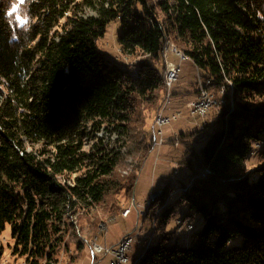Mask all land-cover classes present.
<instances>
[{"label":"trees","instance_id":"trees-1","mask_svg":"<svg viewBox=\"0 0 264 264\" xmlns=\"http://www.w3.org/2000/svg\"><path fill=\"white\" fill-rule=\"evenodd\" d=\"M115 21L136 75L98 48ZM172 38L217 105L199 153L179 138L193 152L188 184L172 204L171 185L149 202L159 237L136 264H264V0H0V244L10 228L23 264H58L71 246L77 260L81 221L134 192L167 103ZM183 206L184 221L203 220L187 246L168 230Z\"/></svg>","mask_w":264,"mask_h":264},{"label":"rangeland","instance_id":"rangeland-1","mask_svg":"<svg viewBox=\"0 0 264 264\" xmlns=\"http://www.w3.org/2000/svg\"><path fill=\"white\" fill-rule=\"evenodd\" d=\"M122 34L121 22H112L107 27L104 38L98 41V48L103 56L112 64L136 75L135 61L127 58L121 51L119 38ZM168 47H170L169 51L176 47L177 51L189 58V61L181 64L179 80L171 90L172 99L164 111L165 117L178 114L179 120L164 128L166 144L164 146L155 144L141 170L137 173L134 192L128 195L126 189L119 195L107 197L104 205L99 206L93 212V217L90 219L91 225L88 224L87 219L81 221L82 236L86 240V247L82 255L76 260L73 258L76 253L75 246L69 247L70 250L68 251L66 248H63L58 255V264H110L111 257L98 256L97 260H94L92 242L97 238V244L107 245L109 248H112L130 235L134 237V243L132 251L129 253V264H136V261L145 254L147 248L155 243L159 237L154 234L156 221L152 217L145 219L149 202L155 200L156 195H158L156 192L171 185L177 191L172 197V204L181 194L180 188L188 184L189 172L186 170L184 161L188 155L192 156L193 152L187 153L188 146L186 142L179 141L180 146L175 147L173 140L176 136L182 139L183 134L191 136L188 142L190 149L196 153L201 151L204 143L202 139H198V135L202 136V133H197L203 129L207 117L202 118L192 115L189 105L196 99L195 97L198 95L195 96V92L201 89L202 83H205V81L201 78L203 75L198 71L193 61L185 52L177 47L173 38L168 40L166 49ZM150 125V130H152L154 126L153 124ZM260 149L261 147L257 146L256 152L257 150L258 152L252 154V159L248 162L251 170L257 165H263ZM129 163L132 164V161H129ZM129 163H127V166L123 165L118 170L121 177L127 178L132 174ZM127 208L131 209V216L125 219L122 213ZM160 211H158L157 215H159ZM187 214V206H183L168 226L169 232L176 233L179 244L185 246L189 244L191 236L200 230L203 223L201 215H196L190 220L184 221ZM74 221L77 223L76 218ZM178 221H182V225H179ZM102 223L109 224L106 237L100 231ZM190 225L194 227L193 231L188 230ZM14 244L15 241L12 238L11 229L8 228L3 237H1L0 247L3 248L4 255L0 264H23V261L14 257L12 253Z\"/></svg>","mask_w":264,"mask_h":264},{"label":"built area","instance_id":"built-area-1","mask_svg":"<svg viewBox=\"0 0 264 264\" xmlns=\"http://www.w3.org/2000/svg\"><path fill=\"white\" fill-rule=\"evenodd\" d=\"M169 50L170 49L167 48L166 56H167V64L169 65L167 74L170 77V97L166 103V106L172 99L171 90L179 80V75L181 73V64L184 63V58L183 60H173V52H177V51L175 50L169 51ZM206 94H210V92H205L204 86H201L198 96L189 105V109L192 115L200 116L204 118L203 115H201V107H208L210 110H212L214 103L213 104L205 103ZM214 102H215V98H214ZM178 120H179L178 114H173L171 117H165L163 112L160 119L157 120L156 130H154L155 139L157 140L156 142L157 145L164 146L166 144V141L164 139V135H165L164 128L171 125L174 121H178ZM173 144L175 147L180 146L179 138L177 136L173 140ZM122 216L123 218L128 219L131 216V211L126 214H122ZM108 228L109 225H104V228L102 230L103 233L102 235L104 237H106ZM92 243H93L92 252H93L94 260H97L98 256H105V257H111L110 264H125V262L129 259V253L132 251L134 237L132 235L125 237L117 246L112 248H109L107 245L103 246L97 244V239Z\"/></svg>","mask_w":264,"mask_h":264},{"label":"bare ground","instance_id":"bare-ground-1","mask_svg":"<svg viewBox=\"0 0 264 264\" xmlns=\"http://www.w3.org/2000/svg\"><path fill=\"white\" fill-rule=\"evenodd\" d=\"M168 48H170V47H168ZM172 50H175V51H177V48L176 47H174ZM166 54H167V49L165 50V52H164V58H165V60H166V62H167V56H166ZM183 58H184V62H187V61H189L188 59V57L187 56H185V55H183L181 52H179V51H177V52H173V60H183ZM166 84H167V88H168V94H167V101H168V99H169V97H170V77L168 76V74H166ZM205 92H209V91H207L206 89H205ZM222 95H224V91L222 92ZM214 98H215V102H214ZM205 103L206 104H213L214 103V105H213V108L217 105V98H216V96L213 94V93H211L210 92V94H206L205 95ZM165 107H166V105H165ZM165 107L163 108V110L162 111H160L159 113H158V115H157V117H156V120H155V128H157V120L158 119H160V117H161V115L163 114V112H164V110H165ZM212 108V109H213ZM212 110H210L208 107H201V115H203V117L204 118H206L208 115H209V113L211 112ZM156 130V129H155ZM131 211V209L130 208H127L122 214H126V213H128V212H130ZM182 221H178V224L179 225H182ZM104 225H109V224H107V223H102V225L100 226V231L102 232V230H103V228H104ZM193 229H194V227L193 226H189V228H188V230L189 231H193ZM97 239V238H96ZM129 262H130V259H128L126 262H125V264H129Z\"/></svg>","mask_w":264,"mask_h":264},{"label":"crops","instance_id":"crops-1","mask_svg":"<svg viewBox=\"0 0 264 264\" xmlns=\"http://www.w3.org/2000/svg\"><path fill=\"white\" fill-rule=\"evenodd\" d=\"M196 96V95H195ZM196 98V97H195ZM155 125H154V128H153V131L155 130ZM154 138V144H156L157 140L155 139V134L152 136Z\"/></svg>","mask_w":264,"mask_h":264}]
</instances>
